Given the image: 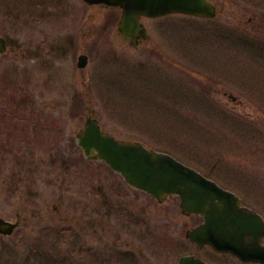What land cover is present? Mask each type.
I'll list each match as a JSON object with an SVG mask.
<instances>
[{"label": "rangeland", "instance_id": "374dc122", "mask_svg": "<svg viewBox=\"0 0 264 264\" xmlns=\"http://www.w3.org/2000/svg\"><path fill=\"white\" fill-rule=\"evenodd\" d=\"M224 3L233 11L220 13L221 24L235 27L246 18L240 10L245 1ZM238 11L242 15H234ZM115 15L81 0H0V35L9 46L0 56V143L8 140L12 148L0 156V216L16 220L20 211L26 221L11 237L0 235V264H40L41 259L28 260L38 244L42 255L54 258L57 219L52 207L58 201L71 213L86 203L83 215L92 217H102L103 208L113 204L111 211L107 207L117 216L110 218L109 264H176L186 252L238 264L182 241V223L194 218L181 214L176 197L156 205L136 193L101 161L86 159L77 133L85 114L92 112L117 137L172 153L264 212V140L255 135L254 124L264 122V60L247 53L245 39L232 30L221 39L214 36V31L221 33L213 29L214 21L181 15L146 19L152 41L133 47L116 31ZM82 51L89 55L83 69L77 66ZM202 74L217 80V86L201 85ZM204 90L213 106L196 92ZM13 124L24 130L19 133ZM247 141L259 145L253 151ZM21 156L26 166L18 170L15 160ZM99 168L110 188L88 196ZM121 187L124 202L117 200ZM45 208L46 216L38 220L36 210ZM136 218L145 220L142 226L143 220L133 223ZM84 235L74 247L83 257L90 244ZM102 237L96 238L98 246ZM78 253L74 260L80 262Z\"/></svg>", "mask_w": 264, "mask_h": 264}, {"label": "water", "instance_id": "95a60500", "mask_svg": "<svg viewBox=\"0 0 264 264\" xmlns=\"http://www.w3.org/2000/svg\"><path fill=\"white\" fill-rule=\"evenodd\" d=\"M89 3L120 5L123 14L119 30L137 37L144 31L138 16L161 15L169 12H185L212 16L215 6L207 0H85ZM5 40L0 37V51L5 50ZM87 57L81 55L79 65L86 64ZM79 142L91 158H101L114 169L120 171L126 180L142 188L158 199L167 194L179 193L181 206L185 212L206 213L208 225L224 226L213 235L204 238L217 249L238 255L243 261L260 260L264 263V248L257 241L249 240L246 226L251 218L258 215L241 207L240 198L234 193L219 187L214 181L203 177L198 171L182 163L172 155L146 148L139 141L117 139L101 128L96 117H88L85 127L78 133ZM0 223V230L10 231ZM193 234V233H192ZM195 237L201 232L195 231ZM178 264L206 263L192 255L181 257Z\"/></svg>", "mask_w": 264, "mask_h": 264}, {"label": "flooded vegetation", "instance_id": "af4514ba", "mask_svg": "<svg viewBox=\"0 0 264 264\" xmlns=\"http://www.w3.org/2000/svg\"><path fill=\"white\" fill-rule=\"evenodd\" d=\"M221 3V9L224 10L226 13L232 14L233 11L232 8L224 3V0H219ZM237 1V0H236ZM246 2L245 5V17L248 23V27L252 30H258L264 34V0H243ZM239 14V11L236 13ZM98 184H91V186L88 188V195L92 194L94 196H97L98 194H94V192H90L89 189H97L98 191H104L105 185L100 183V180H97ZM62 202H58L57 204H54L53 212L55 213V218L57 219V229L55 231L57 246L54 249V263L55 264H67L68 262L65 261V257L72 259V261L75 264H97L100 262L101 264H109L110 263V250H109V228H110V219L109 214L107 210V205L105 208H103L102 217L99 216H90L89 214L84 216L83 212L87 209V204L84 203L81 206L79 213H71V212H65L63 211ZM46 207V206H44ZM50 209V208H49ZM48 209V210H49ZM35 213L38 220L44 219V216H46V208L44 210H36ZM22 212L17 211L16 213V221L20 222V224L14 229V232L22 227L24 225L25 217H23ZM67 223L68 225H65ZM40 224V223H38ZM100 230L98 232L97 230ZM45 231V229H44ZM95 231V232H93ZM93 232V233H92ZM82 234H85L84 236L86 239H88L89 244V253H85V257L82 255V251L79 253L77 252V249H74L76 245V241L80 240ZM103 236V240H101V243H103L102 246H98V243L96 241V238ZM68 238L70 241L71 246L64 245L65 239ZM59 241V242H58ZM264 242V238L262 240ZM40 244L38 246L34 247L35 252L34 255H30L28 260H36L37 262L40 261L41 263L44 262V256L42 255L43 249L40 248ZM42 251H41V250ZM201 250H205L204 252L208 253L212 256H221V258L230 257V255L226 253H218L215 252L212 248L209 246H204ZM41 251V252H40ZM38 252V254H35ZM74 252L79 254L80 262H77L74 260L75 255ZM48 254V253H46ZM203 257V256H202ZM206 258V257H204ZM211 260V259H210ZM214 261V260H212ZM216 262V261H214ZM216 264H219L216 262Z\"/></svg>", "mask_w": 264, "mask_h": 264}]
</instances>
